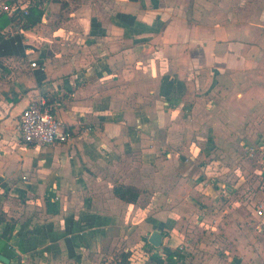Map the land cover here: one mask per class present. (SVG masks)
I'll use <instances>...</instances> for the list:
<instances>
[{
  "label": "crops",
  "instance_id": "obj_1",
  "mask_svg": "<svg viewBox=\"0 0 264 264\" xmlns=\"http://www.w3.org/2000/svg\"><path fill=\"white\" fill-rule=\"evenodd\" d=\"M73 8L61 23L69 34L52 51L44 43L39 54L27 52L31 60L0 98V175L7 179L17 159L20 113L43 97L72 136L34 147L38 179L54 203L58 188H77L73 201L87 193L80 202L96 219L64 213L58 228L27 234L41 262L124 264L112 258L116 249L156 229L161 251L173 252L199 199L201 224L215 221L207 226L215 253L200 264H264V229L253 222L264 227L253 208L257 184L264 205V0H88ZM117 185L136 187L137 201L122 200Z\"/></svg>",
  "mask_w": 264,
  "mask_h": 264
},
{
  "label": "rangeland",
  "instance_id": "obj_2",
  "mask_svg": "<svg viewBox=\"0 0 264 264\" xmlns=\"http://www.w3.org/2000/svg\"><path fill=\"white\" fill-rule=\"evenodd\" d=\"M87 1L61 0L57 3H48L45 12L46 16H44L47 21L43 22L42 20L30 32L23 33L25 31L22 29L23 21L19 18H15L6 27L5 35H13L17 36V38L13 41L6 40L0 44V98L11 94L9 90L14 85L18 70L23 64L31 60V57L26 56L27 52L39 54V52L43 51L42 46L44 43L46 48L52 51L56 46L57 38L69 34L66 33L68 28H62L61 23L67 22L70 18L68 14L71 9H74L73 7L86 5ZM242 1L244 2V0ZM13 142L15 144L11 147L14 153L17 154L15 155L17 159H14L13 170L7 179L5 176L0 175V212L3 209L4 215L3 213L2 215L4 218L10 223H16L14 237L19 236L21 238L23 236L26 239L24 240L25 243L22 244L21 241L16 240L18 238H12L11 244L14 246H12L13 249L10 251L11 264H19V262L23 261L25 264H44L41 261H46L47 258H44L40 250H37L38 241L32 242V237L27 234L39 232L40 229L46 228L48 224H50V227L58 228L57 226H60V218L64 216V213L67 216L70 215L68 217L69 220H76L75 216L78 215V223L93 222L89 215V203H81L85 202L87 193L79 192V201L77 199L73 201L72 192L77 188H67L65 192L58 188V191H56V193L60 194L58 202L54 203L48 200L47 191H49V186L44 185L42 181L40 182L41 179H38L37 176L38 169H40L37 161L39 155L35 152L34 147L39 146L26 144L23 141H19L18 137L13 139ZM177 156L181 157L180 154ZM188 159L185 156V160L189 161ZM255 175L256 173H252L251 177L254 178ZM27 181H31V185H27ZM260 191V185L257 184L256 187H253V208L257 210V214L258 209L264 206L259 201ZM73 197L75 198L76 195ZM193 200L195 201L193 207L200 209V211L187 212L188 217L183 219L180 224L181 227L185 228V243L181 244L173 252L169 248L162 249V251L161 248L158 251L153 249L148 251L146 247H143L145 244L144 236L140 240L131 239L129 240L132 243L131 248L125 250L123 246H120L119 249H116V254L112 255L114 261L120 260L124 264H135L137 262L140 264H177L178 262L200 264L203 258L205 260L207 257H211L210 255L215 252L211 251L209 245L214 241V237L213 234L207 233L211 228L207 226L215 225V221L201 224L200 221L202 219L199 214H202V208L205 204H203L202 200ZM87 212L88 217L85 215ZM95 221L96 219L94 218L93 224H96ZM260 221L254 220V227L264 229V227H261ZM63 226L66 227V222L63 223ZM255 240H259V235L256 233ZM169 252L177 256V261L173 262L168 258ZM223 254L226 255V252H223ZM127 256L128 258H126Z\"/></svg>",
  "mask_w": 264,
  "mask_h": 264
},
{
  "label": "built area",
  "instance_id": "obj_3",
  "mask_svg": "<svg viewBox=\"0 0 264 264\" xmlns=\"http://www.w3.org/2000/svg\"><path fill=\"white\" fill-rule=\"evenodd\" d=\"M0 11L24 22L29 13V2L19 0L10 3L9 0H0ZM30 64L38 67L36 60ZM17 128L20 133L19 141L35 146L63 144L72 136L71 128L58 118L53 105L43 97L32 100L22 110ZM258 214L264 215L263 208L258 209Z\"/></svg>",
  "mask_w": 264,
  "mask_h": 264
},
{
  "label": "trees",
  "instance_id": "obj_4",
  "mask_svg": "<svg viewBox=\"0 0 264 264\" xmlns=\"http://www.w3.org/2000/svg\"><path fill=\"white\" fill-rule=\"evenodd\" d=\"M10 3H13L15 0H9ZM61 0H33L29 6V13L25 17L23 22L22 29L31 30L37 26L43 19V16L46 12V6L50 2H59ZM16 17L9 16L6 12L0 11V43L3 42L7 37L5 35L6 27L15 20ZM114 192L122 200H125L128 203H134L139 197V190L134 186H125L117 185L114 187ZM3 209L0 212V254L5 253L10 257V240L15 232L16 223H10L7 221L4 216ZM145 245L148 251L155 249L148 240H145ZM128 258V256L126 257ZM168 258L173 260V253L168 255ZM19 264H25L24 262H19Z\"/></svg>",
  "mask_w": 264,
  "mask_h": 264
},
{
  "label": "water",
  "instance_id": "obj_5",
  "mask_svg": "<svg viewBox=\"0 0 264 264\" xmlns=\"http://www.w3.org/2000/svg\"><path fill=\"white\" fill-rule=\"evenodd\" d=\"M163 240H164L163 232L157 229L153 230L148 237V242L155 248H160L163 244ZM0 264H11V258L5 253H1Z\"/></svg>",
  "mask_w": 264,
  "mask_h": 264
}]
</instances>
